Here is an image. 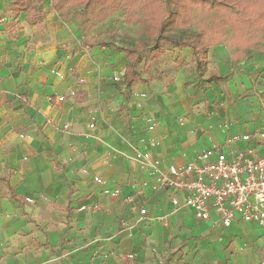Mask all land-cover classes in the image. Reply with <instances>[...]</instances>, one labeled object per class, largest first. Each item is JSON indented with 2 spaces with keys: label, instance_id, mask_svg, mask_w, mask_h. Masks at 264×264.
<instances>
[{
  "label": "crops",
  "instance_id": "0c3cea01",
  "mask_svg": "<svg viewBox=\"0 0 264 264\" xmlns=\"http://www.w3.org/2000/svg\"><path fill=\"white\" fill-rule=\"evenodd\" d=\"M10 5L0 14V264H264L255 225L171 213L155 173L123 156L148 152L178 169L210 150L263 157L264 43L212 47L198 70L176 69V55L157 75L148 67L167 49L139 65V43L81 48L47 11L35 36ZM124 51L136 55L131 84Z\"/></svg>",
  "mask_w": 264,
  "mask_h": 264
},
{
  "label": "trees",
  "instance_id": "16d2710c",
  "mask_svg": "<svg viewBox=\"0 0 264 264\" xmlns=\"http://www.w3.org/2000/svg\"><path fill=\"white\" fill-rule=\"evenodd\" d=\"M10 1L9 11L16 18L25 13L31 26L40 24L45 16L35 13L27 0ZM67 6L83 8L85 17L95 23L106 18L107 9L121 6L128 26L137 23L150 42L164 43L154 46L159 52L166 49L172 31H184L186 35L175 42V47L191 51L197 70L212 47L225 45L239 52L264 43V0H51V9L61 19ZM135 47L140 48V43ZM124 53L129 60L125 78L131 84L136 55L135 51Z\"/></svg>",
  "mask_w": 264,
  "mask_h": 264
},
{
  "label": "built area",
  "instance_id": "2783aa9c",
  "mask_svg": "<svg viewBox=\"0 0 264 264\" xmlns=\"http://www.w3.org/2000/svg\"><path fill=\"white\" fill-rule=\"evenodd\" d=\"M123 156L155 173L158 188L171 194V213L187 210L195 221H212L224 229L239 221L264 233V156L210 150L182 169L164 168L148 152L135 150L132 156ZM145 215L141 210V218Z\"/></svg>",
  "mask_w": 264,
  "mask_h": 264
},
{
  "label": "rangeland",
  "instance_id": "374dc122",
  "mask_svg": "<svg viewBox=\"0 0 264 264\" xmlns=\"http://www.w3.org/2000/svg\"><path fill=\"white\" fill-rule=\"evenodd\" d=\"M3 1L6 2V0H0V14H4V11H6V9H2ZM28 3L31 7H33V10L35 12H51L56 22L61 21V24L66 28L72 27L71 29L73 33L77 35L79 46L81 48L89 50L95 48V45H99V49L104 48L117 53V49H130L135 44L140 43V46L141 48H143V50L140 52L138 63L139 65H143L144 59L147 58L148 62L151 60L147 53L150 50H154V46H160L164 44L160 41L150 42L149 40H146L143 32L138 28L137 23L128 26L126 24L127 15L125 14L124 9H122L121 6H115L114 9H107L106 18L101 20L100 22L95 23V20L85 17L83 8H70L67 6L64 10L65 17L61 19L60 14L51 9V0H28ZM45 19L46 16L43 18L42 22L38 24L35 30V36H39L40 34L42 36L44 35L45 30H42V28H45ZM226 31L228 32L229 29H226ZM185 35L186 33L181 30L172 31L170 33V39L165 46L169 51V54H165L166 50L162 52V54H165L163 56L157 54L155 57L161 58L160 61L158 60L159 62H157V69L148 67L147 71H149V73L150 71H152L153 73L157 71L156 74L158 75L159 71L165 69L166 65L169 64L171 60L176 57V55L178 56V61L175 64L176 69L180 68V65L185 64L188 69L194 67L195 63L192 62L189 58H187L186 62L182 61V57L186 55V51L183 52L182 49H178L175 47V42ZM72 43L75 44L76 41H73Z\"/></svg>",
  "mask_w": 264,
  "mask_h": 264
}]
</instances>
